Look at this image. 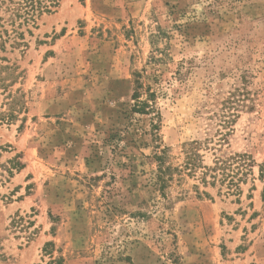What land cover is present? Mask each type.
Segmentation results:
<instances>
[{"label": "rangeland", "instance_id": "1", "mask_svg": "<svg viewBox=\"0 0 264 264\" xmlns=\"http://www.w3.org/2000/svg\"><path fill=\"white\" fill-rule=\"evenodd\" d=\"M54 1L0 50V264H264V0ZM191 141L244 155L238 191L154 187L156 143L180 166Z\"/></svg>", "mask_w": 264, "mask_h": 264}, {"label": "trees", "instance_id": "2", "mask_svg": "<svg viewBox=\"0 0 264 264\" xmlns=\"http://www.w3.org/2000/svg\"><path fill=\"white\" fill-rule=\"evenodd\" d=\"M56 2L54 0H0V9L4 7V12H9L7 19L0 17V21L10 25V32L2 26L0 36V50L4 51L7 40L12 39V43L9 45L13 47L18 45L20 42L18 38L23 36V32L19 27H27L29 25L34 26L36 18L42 13H51V7ZM18 21V23H16ZM16 24V27L14 25ZM26 31L30 33L27 28ZM163 56H167L163 54ZM154 63L163 60L162 56L157 57L151 54L149 57ZM145 69L141 71H136L132 73V93L131 100L133 101L131 106V111L135 113L150 115L153 120L151 123V128L149 134L151 136V141L156 142L158 136L159 126L157 124L158 118L160 117L159 111L156 106V91L151 87V85L145 83L144 81ZM5 115L2 116L4 118ZM8 117L14 118V113L11 111ZM156 118V119H155ZM154 119L156 121H154ZM11 120V119H10ZM199 144L196 141H191L186 143L184 146V161L180 166H173L168 161V152L166 146H161L160 143H156L154 146V152L149 156L152 162L156 165V172L152 180L154 187L164 195V189L168 186V183L173 180L174 175L179 176L187 172V175L196 176L203 186H215L217 183L221 186L225 184L227 188L234 187L232 192L238 191L237 182L240 177L236 178V175L240 168H237V172L230 169V165L234 162L242 161L244 155H234L233 157L227 158L225 160L220 157H215L212 166L203 165L201 155L198 153ZM243 160L242 163H244ZM240 163V162H239ZM249 164H246V166ZM229 169L228 171H226ZM197 188V187H196ZM203 194L204 196H209L205 191L198 192V195ZM52 242H46L42 248L44 253L52 256ZM61 258H52V264H60Z\"/></svg>", "mask_w": 264, "mask_h": 264}]
</instances>
